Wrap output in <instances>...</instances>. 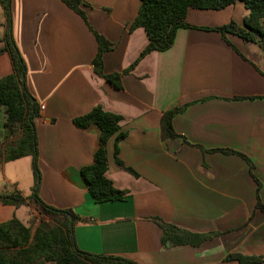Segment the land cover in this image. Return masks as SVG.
Returning a JSON list of instances; mask_svg holds the SVG:
<instances>
[{"label": "crops", "instance_id": "0c3cea01", "mask_svg": "<svg viewBox=\"0 0 264 264\" xmlns=\"http://www.w3.org/2000/svg\"><path fill=\"white\" fill-rule=\"evenodd\" d=\"M11 1L13 37L39 107V195L80 219L78 248L138 264H238L225 258L264 257V212L256 210L258 197L264 205V52L227 34L245 60L217 31L180 29L170 50L150 53L125 74L149 43L143 28L129 30L140 0H80L88 24L62 0ZM248 14L236 3L221 11L190 9L186 21L214 29L243 25ZM90 28L113 44L103 56L104 73L122 74V89L95 74L99 46ZM12 73L9 55L0 56V79ZM98 106L123 118L126 137L117 157L137 173L117 165L112 138L107 177L128 193L122 202L96 204L81 174L93 163L101 131L95 125L79 129L74 120ZM176 107H185L173 119L178 137L163 140L161 118ZM5 123L1 150L21 138ZM219 150L245 156L260 188L242 156ZM34 184L31 157L0 164V193L29 197ZM38 214L34 203L20 209L0 204V224L14 217L27 224ZM152 218L218 236L199 247L165 248Z\"/></svg>", "mask_w": 264, "mask_h": 264}, {"label": "trees", "instance_id": "16d2710c", "mask_svg": "<svg viewBox=\"0 0 264 264\" xmlns=\"http://www.w3.org/2000/svg\"><path fill=\"white\" fill-rule=\"evenodd\" d=\"M70 9L83 18L88 24L87 16L82 9L80 0H62ZM141 8L134 22L129 26L132 32L143 28L149 43L138 59L124 73L131 72L137 64L153 52L170 50L180 29H200L217 31L223 39L239 55L238 50L229 42L227 34L241 38L245 43L258 46L264 52V0H140ZM236 3H242L248 11L243 25L235 22L219 28H197L187 23V14L190 9L221 11ZM4 11V34L0 33V56L9 55L13 73L0 79V126L2 113L5 115V126L11 130H19L21 138L16 145L5 150L0 149V164L12 162L24 157L32 158V171L35 177L31 195L24 197L21 192L11 194L0 193V204L12 206L16 209L28 207L34 203L41 216L40 222L35 219L27 224L14 217L12 220L0 224V264H138L137 262L120 256L96 255L81 251L77 246L75 225L80 219L72 210H59L47 205L40 198L41 187L39 170V147L35 120L40 116L39 107L30 93L25 79V61L13 37L12 1L0 0ZM91 29V28H90ZM92 30V29H91ZM97 40L99 51L93 60L95 74L110 83L116 89H122V74L107 75L104 73L103 56L113 49L104 36L92 30ZM241 57L247 60L244 56ZM255 68L260 69L255 65ZM185 107H176L166 111L160 122L161 137L163 140L176 139L178 135L173 128V119L182 113ZM123 118L95 107L88 114L78 117L74 124L79 129H88L95 125L100 133L99 147L95 153L93 163L82 168L81 174L88 191L96 204L106 202H122L128 196L126 191L117 189L107 177L109 169L108 143L115 138V161L124 171L137 176V173L118 159V143L126 137L120 132V123ZM225 154L242 156L250 166L251 162L243 155L232 150H219ZM256 210L264 212V205L259 197ZM161 230V244L165 248L181 246L199 247L208 240L217 237V233L199 234L186 229L165 223L159 218H152ZM227 262L238 264H264V257L245 256L239 253L230 254L225 258Z\"/></svg>", "mask_w": 264, "mask_h": 264}, {"label": "rangeland", "instance_id": "374dc122", "mask_svg": "<svg viewBox=\"0 0 264 264\" xmlns=\"http://www.w3.org/2000/svg\"><path fill=\"white\" fill-rule=\"evenodd\" d=\"M5 18H3V15H2V12H1V8H0V21H2V20H4ZM4 29H5V27H3V26H1L0 27V33L2 34L3 32H4ZM1 113H2V122L5 120V115H4V113H3V110L1 109ZM31 219V218H30ZM30 219H25V221L24 222H26V223H28V221H31ZM40 219H41V216H40V214H38V218L36 219L37 221H38V224H39V222H40ZM28 220V221H27Z\"/></svg>", "mask_w": 264, "mask_h": 264}, {"label": "water", "instance_id": "95a60500", "mask_svg": "<svg viewBox=\"0 0 264 264\" xmlns=\"http://www.w3.org/2000/svg\"><path fill=\"white\" fill-rule=\"evenodd\" d=\"M25 79V75H22L21 76V80L23 81Z\"/></svg>", "mask_w": 264, "mask_h": 264}, {"label": "built area", "instance_id": "2783aa9c", "mask_svg": "<svg viewBox=\"0 0 264 264\" xmlns=\"http://www.w3.org/2000/svg\"><path fill=\"white\" fill-rule=\"evenodd\" d=\"M42 110L44 109V107L41 108Z\"/></svg>", "mask_w": 264, "mask_h": 264}]
</instances>
